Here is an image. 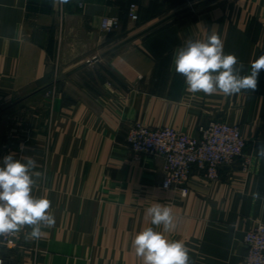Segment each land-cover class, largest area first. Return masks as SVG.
<instances>
[{"label": "crops", "instance_id": "1", "mask_svg": "<svg viewBox=\"0 0 264 264\" xmlns=\"http://www.w3.org/2000/svg\"><path fill=\"white\" fill-rule=\"evenodd\" d=\"M105 16L119 28L104 31ZM212 33L249 74L264 54V0H0V161L37 162L33 194L56 219L40 240L25 228L18 247L0 246L4 264H142L132 240L163 232L146 214L155 203L172 209L163 234L185 243L189 264H243L246 232L264 223V70L255 92H189L173 54ZM211 121L240 127L251 163L217 180L193 169L185 197L162 187V157H136L127 141L137 122L199 136Z\"/></svg>", "mask_w": 264, "mask_h": 264}, {"label": "clouds", "instance_id": "2", "mask_svg": "<svg viewBox=\"0 0 264 264\" xmlns=\"http://www.w3.org/2000/svg\"><path fill=\"white\" fill-rule=\"evenodd\" d=\"M72 0H53V6H63ZM176 73L184 77L188 91L211 95L232 96L242 91L255 92L258 78L264 70V54L250 64V73L242 75L243 64L234 53L225 54L224 42L217 33L203 40H187L173 54ZM37 162L31 157L17 159L13 154L0 161V245L25 228V240H40L43 228H53L55 216L49 211L51 201L36 196L33 190L43 176L35 171ZM151 224L163 226V232L147 227L132 240L135 255L142 264H189L188 248L182 240H169L163 233L175 227L172 209L155 203L146 209Z\"/></svg>", "mask_w": 264, "mask_h": 264}, {"label": "built area", "instance_id": "3", "mask_svg": "<svg viewBox=\"0 0 264 264\" xmlns=\"http://www.w3.org/2000/svg\"><path fill=\"white\" fill-rule=\"evenodd\" d=\"M132 20L139 18L137 5L129 10ZM117 16H105L101 28L112 32L119 28ZM51 94V91L48 92ZM127 141L136 157L153 154L163 158L164 179L162 187L177 190L185 197L190 191L189 181L193 169L204 172L209 180L220 177L222 167L243 159L245 168L249 167L251 158L247 155V141L240 127L227 121H211L200 127L199 136H193L172 127H150L140 122L132 125L127 134ZM19 233L7 237L0 245L6 249H15ZM248 254L243 264H264V223L257 222L244 237ZM0 264L4 260L0 258Z\"/></svg>", "mask_w": 264, "mask_h": 264}, {"label": "rangeland", "instance_id": "4", "mask_svg": "<svg viewBox=\"0 0 264 264\" xmlns=\"http://www.w3.org/2000/svg\"><path fill=\"white\" fill-rule=\"evenodd\" d=\"M47 95H50V94L47 93Z\"/></svg>", "mask_w": 264, "mask_h": 264}]
</instances>
